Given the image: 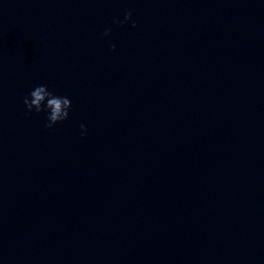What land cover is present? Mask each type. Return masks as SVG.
<instances>
[{
	"label": "water",
	"instance_id": "obj_1",
	"mask_svg": "<svg viewBox=\"0 0 264 264\" xmlns=\"http://www.w3.org/2000/svg\"><path fill=\"white\" fill-rule=\"evenodd\" d=\"M0 264H264V0H0Z\"/></svg>",
	"mask_w": 264,
	"mask_h": 264
},
{
	"label": "clouds",
	"instance_id": "obj_2",
	"mask_svg": "<svg viewBox=\"0 0 264 264\" xmlns=\"http://www.w3.org/2000/svg\"><path fill=\"white\" fill-rule=\"evenodd\" d=\"M131 22V26L135 28L137 26L136 21L133 19L131 11L124 13V19L121 20L118 17L113 18V23L117 25H123ZM112 29L106 28L104 31L105 36L111 35ZM110 48L114 51L115 44H110ZM24 105L29 113L35 110L39 112H47L48 128H52L59 122L65 121L69 118L70 110L72 108L71 100L66 96H57L53 92L49 91L47 85H39L35 87L28 95L24 97ZM81 135L87 134V128L85 125H81Z\"/></svg>",
	"mask_w": 264,
	"mask_h": 264
}]
</instances>
